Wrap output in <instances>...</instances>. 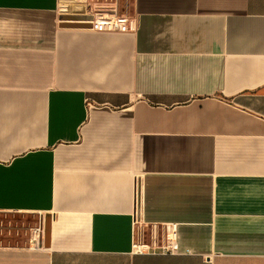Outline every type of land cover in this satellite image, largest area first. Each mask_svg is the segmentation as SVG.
<instances>
[{
    "label": "crops",
    "instance_id": "1",
    "mask_svg": "<svg viewBox=\"0 0 264 264\" xmlns=\"http://www.w3.org/2000/svg\"><path fill=\"white\" fill-rule=\"evenodd\" d=\"M123 1L104 32L0 0V217L45 227L0 264H264V0ZM136 213L174 254L132 253Z\"/></svg>",
    "mask_w": 264,
    "mask_h": 264
},
{
    "label": "built area",
    "instance_id": "2",
    "mask_svg": "<svg viewBox=\"0 0 264 264\" xmlns=\"http://www.w3.org/2000/svg\"><path fill=\"white\" fill-rule=\"evenodd\" d=\"M67 8H71L75 15L88 17L80 23L88 24L91 29L104 32H125L132 25L129 18L120 15L118 0H66ZM136 204L139 209V191H136ZM16 213V212H15ZM136 234L132 242L133 254H174L178 240V223L163 225L146 224L135 214ZM44 223L26 226L19 225L12 220H0V247L3 240L11 237H23L29 241V248L34 251L44 249Z\"/></svg>",
    "mask_w": 264,
    "mask_h": 264
},
{
    "label": "rangeland",
    "instance_id": "3",
    "mask_svg": "<svg viewBox=\"0 0 264 264\" xmlns=\"http://www.w3.org/2000/svg\"><path fill=\"white\" fill-rule=\"evenodd\" d=\"M123 2L125 4L127 0H124ZM63 12L64 14L71 15L73 13V10L71 8L63 7ZM0 220H5V221L12 220L14 221L15 224L18 223L19 225H22L24 223L26 226H33L36 223L34 221L35 218L31 215L14 214V213L0 217ZM20 238H22V236L21 237L15 236V237H11L8 239H11L12 241L15 242L17 241V239H20Z\"/></svg>",
    "mask_w": 264,
    "mask_h": 264
},
{
    "label": "water",
    "instance_id": "4",
    "mask_svg": "<svg viewBox=\"0 0 264 264\" xmlns=\"http://www.w3.org/2000/svg\"><path fill=\"white\" fill-rule=\"evenodd\" d=\"M81 20H88V17L80 15H65L62 17L63 27L66 28H91L90 25L80 23ZM49 234V225L47 227V236Z\"/></svg>",
    "mask_w": 264,
    "mask_h": 264
}]
</instances>
